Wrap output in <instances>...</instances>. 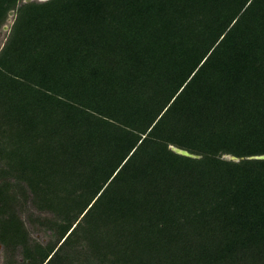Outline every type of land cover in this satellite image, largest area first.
I'll list each match as a JSON object with an SVG mask.
<instances>
[{
    "label": "trees",
    "instance_id": "obj_1",
    "mask_svg": "<svg viewBox=\"0 0 264 264\" xmlns=\"http://www.w3.org/2000/svg\"><path fill=\"white\" fill-rule=\"evenodd\" d=\"M11 12L2 264H264V0Z\"/></svg>",
    "mask_w": 264,
    "mask_h": 264
},
{
    "label": "rangeland",
    "instance_id": "obj_2",
    "mask_svg": "<svg viewBox=\"0 0 264 264\" xmlns=\"http://www.w3.org/2000/svg\"><path fill=\"white\" fill-rule=\"evenodd\" d=\"M13 16L9 17L8 23L2 28V30L0 31V48L2 47L3 43L5 42L8 34H9V30H10V26L12 25L13 21ZM33 236L37 239H39L40 241L46 242L48 240V236H46L45 234L41 233H37V232H33ZM1 252H0V264H2L1 261Z\"/></svg>",
    "mask_w": 264,
    "mask_h": 264
},
{
    "label": "water",
    "instance_id": "obj_3",
    "mask_svg": "<svg viewBox=\"0 0 264 264\" xmlns=\"http://www.w3.org/2000/svg\"><path fill=\"white\" fill-rule=\"evenodd\" d=\"M33 0H25L26 3H29V2H32ZM40 2H45V1H48V0H39ZM14 13L11 12L10 13V16H13ZM172 150L177 153V154H180L182 156H186V157H190V158H199L198 156H195L193 154H191L190 152L186 151V150H182V149H179V148H176V147H172ZM228 159H231V160H235V161H239V159H237L236 157L234 156H231L230 158ZM250 159H260V160H264V155H261V156H256V157H250Z\"/></svg>",
    "mask_w": 264,
    "mask_h": 264
},
{
    "label": "flooded vegetation",
    "instance_id": "obj_4",
    "mask_svg": "<svg viewBox=\"0 0 264 264\" xmlns=\"http://www.w3.org/2000/svg\"><path fill=\"white\" fill-rule=\"evenodd\" d=\"M0 248H2V247L0 246Z\"/></svg>",
    "mask_w": 264,
    "mask_h": 264
}]
</instances>
